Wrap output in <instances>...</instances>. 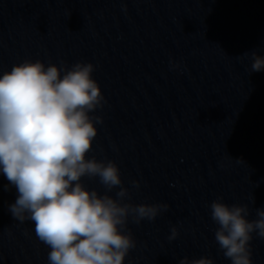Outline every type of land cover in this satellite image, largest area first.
Instances as JSON below:
<instances>
[{
  "label": "clouds",
  "instance_id": "1",
  "mask_svg": "<svg viewBox=\"0 0 264 264\" xmlns=\"http://www.w3.org/2000/svg\"><path fill=\"white\" fill-rule=\"evenodd\" d=\"M251 57V71L264 69V57L256 52ZM93 70L91 63L69 68L26 60L0 75V166L18 191L9 211L20 223L34 222L37 237L50 249L49 264H124L136 247L127 230L129 217L137 224L152 221L169 207L126 203L129 190L117 164L87 158L97 136L95 123L103 122L90 115L104 100ZM83 177H98L105 194L89 190ZM113 189L116 198L108 194ZM210 210L224 257L231 264H252L253 233L264 239V208L249 220L247 204L229 206L217 198ZM178 234L172 227L168 239ZM179 264L214 262L208 256L184 257Z\"/></svg>",
  "mask_w": 264,
  "mask_h": 264
}]
</instances>
